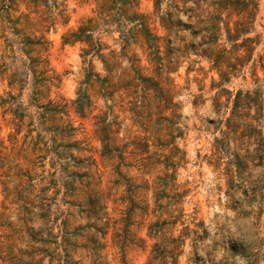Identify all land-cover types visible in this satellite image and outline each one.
<instances>
[{"label": "rangeland", "instance_id": "rangeland-1", "mask_svg": "<svg viewBox=\"0 0 264 264\" xmlns=\"http://www.w3.org/2000/svg\"><path fill=\"white\" fill-rule=\"evenodd\" d=\"M26 2L0 0V264H146L156 242L148 227L169 216L177 222L161 243L184 235L178 264H264V0L247 64L220 82L208 61L189 55L160 79L174 105L166 110L152 90L125 87L136 66L156 77L142 37L124 42L133 24L108 25L100 0H58L66 23L49 26L45 7L34 12ZM132 11L165 35L153 0H136ZM88 19L86 54L87 44L62 36ZM217 45L230 48L223 37ZM256 90L258 101L247 104ZM238 216L255 219L252 245L226 226Z\"/></svg>", "mask_w": 264, "mask_h": 264}, {"label": "trees", "instance_id": "trees-1", "mask_svg": "<svg viewBox=\"0 0 264 264\" xmlns=\"http://www.w3.org/2000/svg\"><path fill=\"white\" fill-rule=\"evenodd\" d=\"M7 1L10 4L14 2V0ZM49 1L27 0L26 3L34 12L40 6L45 7L41 13L42 22L47 23L49 26H52L58 19H63V23H66L62 11L57 8L59 5L58 0H51L53 8L57 10L55 12L49 8ZM153 2L154 12L165 32L163 37L153 35L146 24V17L136 11H132V8L136 5V0H100L98 12L108 18V25L115 22L133 24L128 34L124 35L125 44L133 38L134 34L142 37L146 46L147 61L156 77L141 76L140 70L142 68L136 66L134 67V75L131 81L126 82L125 87H140L145 93L152 90L153 98L162 102L161 110H166L174 105L170 100L168 91L160 87V79L167 82L169 80L167 75L176 71L181 60L188 58L189 55L203 58L211 64L212 69L216 70L220 82H226L230 75L238 72V68H242L247 64L254 49L253 45L259 43L260 35L248 36L253 31L258 13L257 0H153ZM189 3H191V6H188ZM163 4H165L167 10L161 13L160 7ZM232 16L236 19L230 26V17ZM92 22V19H88L85 25L63 35L64 44L83 42L88 45V50L85 52L88 54L93 48V37L90 34ZM14 23V21H10L11 30L14 35H19L21 30L16 29ZM182 32L187 34L180 35ZM221 37L230 46L229 49L218 47L217 41ZM24 40L28 39L25 37ZM241 51L244 52V55L239 53ZM94 54L106 65L100 50ZM259 60L260 66L264 71V42L263 54ZM163 75L165 76L163 77ZM223 91L221 89L220 93ZM254 93V96L245 94L244 98L247 104L251 102L256 104L258 101L259 93L257 90ZM241 95L238 92L233 100L231 117L227 120L228 128L234 127L233 121L239 115L238 105ZM141 98L145 100L143 96ZM80 100L81 97L78 95L74 105L77 113L81 115L82 103ZM86 100L89 103L88 99ZM103 146H106L104 142ZM159 199L160 196L156 193V204ZM171 203V199H169L168 204L170 205ZM176 222L177 217L169 216L168 220L156 221L149 225L148 236L156 242L152 245L150 259L146 264H178V258L182 254L181 248L184 245V239H182L184 235L177 238H164L161 243L165 230L174 227ZM186 230L184 228V231ZM28 254L30 255V252ZM42 261L43 259L39 260L37 264H42ZM9 262V264H16L12 261ZM18 264L29 263L22 259L19 260Z\"/></svg>", "mask_w": 264, "mask_h": 264}, {"label": "clouds", "instance_id": "clouds-1", "mask_svg": "<svg viewBox=\"0 0 264 264\" xmlns=\"http://www.w3.org/2000/svg\"><path fill=\"white\" fill-rule=\"evenodd\" d=\"M226 226L233 238L245 245H252L259 238V229L255 226V219L252 216L229 219Z\"/></svg>", "mask_w": 264, "mask_h": 264}]
</instances>
